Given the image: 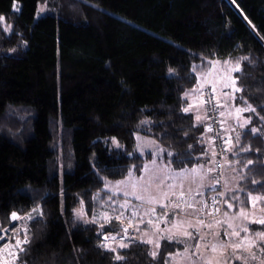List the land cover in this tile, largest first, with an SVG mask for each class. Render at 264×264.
<instances>
[{"label":"trees","instance_id":"16d2710c","mask_svg":"<svg viewBox=\"0 0 264 264\" xmlns=\"http://www.w3.org/2000/svg\"><path fill=\"white\" fill-rule=\"evenodd\" d=\"M0 17V228L10 213L37 209L10 264H123L76 210L91 212L108 181L142 174L153 155L137 153L138 134L161 145L159 161L173 170L215 164L207 121L182 111L212 59L224 71L228 57L233 66L251 58L229 73L243 91L227 94L236 112L225 124L240 140L225 159L234 187L224 213L251 211L249 193L264 196L252 183L264 181V0H0ZM245 100L255 112L237 111ZM255 205L264 211V200ZM135 241L117 249L127 264H170L174 244L153 258Z\"/></svg>","mask_w":264,"mask_h":264},{"label":"rangeland","instance_id":"374dc122","mask_svg":"<svg viewBox=\"0 0 264 264\" xmlns=\"http://www.w3.org/2000/svg\"><path fill=\"white\" fill-rule=\"evenodd\" d=\"M45 10L46 6H41V11ZM201 85L199 82L197 89ZM211 86L220 95L219 104L221 103L225 131L235 149L239 144L240 131L225 124L228 113L236 112L228 104L227 94L231 95L233 89L231 86L219 87L215 83ZM136 140L137 153L142 157L152 154L153 158L148 163L154 161L152 164L158 168L146 170L145 166L140 176L134 173L123 180L108 181L103 190L95 194L91 212L84 205L78 207L76 214L80 220L96 226L100 235L108 233L115 236L113 247L125 236L123 228H127L128 239L124 240L125 243L130 239L139 242L151 239L154 243L148 245L157 255L165 241L174 244L175 249L167 253L170 264H208L209 260L212 264H217V261L219 264H264V224L258 222L264 219V211L254 204L251 211H243L244 215L241 212L226 215V193L234 187L229 184V178L224 177L223 210L218 216L220 218L209 220V207L203 208L207 205V197L216 192V182L212 176L213 161L176 171L159 161L163 148L156 140L140 134L136 136ZM60 156H64V153ZM61 162L65 165V158L62 157ZM182 198L191 200L187 204H181ZM29 214L33 221L35 212L32 210ZM117 232L120 234L117 235ZM184 232L191 235L185 236ZM234 233H239V236ZM169 237L172 239L169 240ZM236 243H240L241 248H233L232 245ZM213 245L216 246L215 252L212 251Z\"/></svg>","mask_w":264,"mask_h":264},{"label":"snow or ice","instance_id":"6c2138e0","mask_svg":"<svg viewBox=\"0 0 264 264\" xmlns=\"http://www.w3.org/2000/svg\"><path fill=\"white\" fill-rule=\"evenodd\" d=\"M233 2H235V0H233ZM0 19H3V17H0ZM242 61H248L249 64L251 63V58L250 56H241V57H238L236 58V61H235V65L233 66L232 65V59L231 57H228L226 58L223 63H222V67L224 68V71L223 73L220 75V80L222 83H224L225 81H230L231 83H224V86H231L232 89H233V93L235 92H241L243 91L242 88H239V87H235V83H236V79L235 77L231 76L229 73L231 72H241L242 71V67H241V62ZM218 64H221V61L218 60V59H212V60H209V68H208V71L206 73H198L197 75H203L205 77V79H207V82L209 84L212 83V80L211 79H208V77L212 76L215 72H216V66ZM193 72H196V69L193 68L192 69ZM174 73V69L172 68H169V74H173ZM216 91L215 87L212 88V92L214 93ZM185 97H187L189 95L188 92H185L184 93ZM233 99H235V96L233 95L232 97ZM245 104H247V101L245 100L244 101ZM194 107L193 104H189L188 107H185L182 109L183 112L187 113L189 112L192 108ZM262 110H264V107H262ZM237 111H251V112H255L256 109L251 105V104H247V107L244 108V109H237ZM221 115H223V113H221ZM197 120L200 119L199 116L196 117ZM264 119V118H262ZM141 123H144V121H141ZM241 127H243V125H241ZM251 133L253 134H256L258 132V129L257 128H251L249 130ZM237 139H239V137H237ZM113 140H115V138H113ZM192 146L189 145V148H191ZM241 151H248L250 150V146L248 149H245V148H242L240 149ZM258 151V150H257ZM170 154V153H169ZM247 163L249 165L253 164V161L249 160L247 161ZM252 183L255 185L257 183H259V187L260 188H264V181H261V182H257L256 180H252ZM249 198L252 200L253 204H255V202L257 200H264V196H252L251 193H249ZM229 207H231V204H229ZM34 212L37 211L36 208L33 209ZM38 215L42 216L43 213L42 211L38 212ZM241 215H244L243 213V209L241 210ZM27 218L28 219H32L31 215L28 214L27 215ZM10 219L12 221H16V220H19L21 219L20 215L16 212H12L10 213ZM259 223L261 224H264V219L258 221ZM149 223H151V221H149ZM179 225H174V227H178ZM103 227V226H101ZM138 230V229H137ZM12 232H16L17 229L16 228H13L11 229ZM122 231L125 233V236L120 240V242L117 244L116 247H113L112 246V243H114L116 241V237L115 236H110L108 233H102L101 234V242L97 245L98 248H101V249H104L105 251H109V252H112V253H116L115 255V259L118 260V261H122L123 264H127V261L125 259V256H122L120 255L118 252H117V247L119 249H130V246L132 244H136L137 242L135 240H129L128 243H125L124 240L125 239H128L126 234H127V228H123ZM8 232H9V229L7 228H0V240H6L7 242L3 245H0V251H3L4 249H9V246L11 244V238L8 236ZM120 233L117 232V235H119ZM183 235L185 236H190L191 233L189 232H184ZM225 235H227V233H225ZM234 235L236 236H239V233H234ZM260 235V234H258ZM169 240H171L172 238L169 237L168 238ZM202 239V238H201ZM29 241H28V238H27V229L24 230V239L23 240H20L19 238H17L15 240V245L14 247H16L18 249L17 252H11L10 249H9V254L13 256L14 259H18L19 256H18V252H23L25 251V249L22 247V245L24 244H28ZM140 244H153L154 241L151 240V239H148V240H142L139 242ZM250 245H251V242H249ZM156 246L159 247V244L158 242H156ZM241 244L240 243H236V244H233L232 247L235 248V249H239L241 248ZM212 251L215 252L216 251V246L213 245L212 246ZM149 255L153 258H155L157 256V252L156 251H151L149 253ZM169 255H171V253H169ZM0 264H10V262L7 260V259H2L0 258ZM208 264H212V261L209 260L208 261ZM217 264H219V261H217Z\"/></svg>","mask_w":264,"mask_h":264},{"label":"built area","instance_id":"2783aa9c","mask_svg":"<svg viewBox=\"0 0 264 264\" xmlns=\"http://www.w3.org/2000/svg\"><path fill=\"white\" fill-rule=\"evenodd\" d=\"M203 102L204 108L207 116L208 130L210 133L211 142L213 144L214 155H215V164L212 170V176L216 182L215 189L216 192L209 196V219H215L220 216L223 210V183H224V169H225V159L230 152V138L226 134L225 126L222 120L221 109L219 106V96L215 91L212 92V86L207 83L203 89ZM187 198L181 199V204H187ZM190 202V201H189ZM28 214L20 215L21 219L12 221L5 227L9 229L8 236L11 238V244L9 249L11 252H17L18 249L14 247L15 240L19 238L22 239V234L24 235V230L27 229V235L33 231L32 219L27 218ZM16 228V232H12L11 229ZM2 234V233H0ZM6 240H0V245L5 244ZM9 249H4L0 251V258L7 259L9 262L12 255L9 254Z\"/></svg>","mask_w":264,"mask_h":264},{"label":"crops","instance_id":"0c3cea01","mask_svg":"<svg viewBox=\"0 0 264 264\" xmlns=\"http://www.w3.org/2000/svg\"><path fill=\"white\" fill-rule=\"evenodd\" d=\"M222 73H223V70L220 67H217L216 68V72L212 76L208 77V79H211L212 83H215L217 86L222 87V86H224L223 84L225 83V82L222 83L221 80H220V75ZM212 83H211V85H212ZM206 84H207V79L203 82V84L201 85L200 89H196L193 92H190V94H189L191 102L194 105V107L191 110H192L193 113L196 114V117L197 116L200 117V119L197 120L199 123H206V121H207L206 111H205V108H204V102H203V97H202L203 89L205 88ZM219 99H220V95H219ZM207 144H208L211 156L213 158L214 157L213 156V151L214 150H213V146H212V143L209 140L208 135H207ZM153 162L154 161H151V162L147 163L145 169L146 170L157 169L158 167L155 166L154 164H152ZM213 164H214V160H213L212 166H213ZM163 165H166V164H163ZM206 206L207 205L205 204V206L203 208L206 209ZM187 218H189V217H187ZM191 218L194 219V217L192 215H191Z\"/></svg>","mask_w":264,"mask_h":264}]
</instances>
